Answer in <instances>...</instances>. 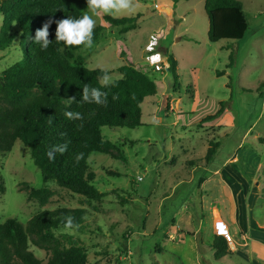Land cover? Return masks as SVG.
Here are the masks:
<instances>
[{
    "label": "rangeland",
    "instance_id": "obj_1",
    "mask_svg": "<svg viewBox=\"0 0 264 264\" xmlns=\"http://www.w3.org/2000/svg\"><path fill=\"white\" fill-rule=\"evenodd\" d=\"M236 1L242 4L248 31L240 41L217 43L207 37L204 0H139L135 14L122 16L93 15L87 6L83 15L92 16L104 33L91 48L71 52V62L110 71L113 81L121 78L119 67L132 66L154 81L157 94L141 104L140 127L101 128L113 147L107 154L93 153L88 158L92 185L103 193L100 200L86 199L48 181L52 197L40 205L28 197L44 183L27 149L16 141L9 153L0 154L4 186L0 223L15 218L26 224L44 210H84L79 227L58 228L55 235L64 247H82L87 264H196L188 261L193 260L194 250L201 255V264H245L235 256L215 260L209 251L191 247L188 237L181 240L178 251L162 238L173 229L171 217L177 211L198 210V183L187 182L186 165L205 162L209 143H218L209 162H241L244 171L255 173L264 193V0ZM136 15L140 16L136 28L125 34L104 19ZM2 23L0 15V30ZM11 33V47L0 52V73L22 59L21 48L29 43L15 23ZM169 55L177 62L176 86L168 70L154 71L155 64L167 62ZM176 100L175 111L168 113V104L173 106ZM220 106L231 124L225 117L200 124ZM157 117L162 118L160 123ZM173 159L174 166L169 163ZM178 181L183 183L172 193ZM262 208L264 197L257 204V210ZM29 250L43 263L49 258L48 252L31 242Z\"/></svg>",
    "mask_w": 264,
    "mask_h": 264
},
{
    "label": "trees",
    "instance_id": "obj_2",
    "mask_svg": "<svg viewBox=\"0 0 264 264\" xmlns=\"http://www.w3.org/2000/svg\"><path fill=\"white\" fill-rule=\"evenodd\" d=\"M87 6V0H0V15L3 16L0 52L11 47L13 23L22 36L29 39L28 46L21 44L22 59L0 73V154L9 153L16 141L27 149L44 183L39 189L31 190L28 197L40 205H46L52 197V191L46 185L48 181L86 199L100 200L103 193L92 185L93 174L88 172V158L93 153L107 154L113 147L103 138L101 128L140 127L141 104L157 94L154 81L132 66L119 67L117 72L121 78L104 87L100 77L107 70L88 69L81 63L71 62V52L84 45L67 46L58 42L55 21L69 17L80 19ZM204 11L210 43L240 41L245 37L248 23L240 2L204 0ZM139 17L105 16L104 19L119 28L120 34H125L136 28ZM49 19L53 21L48 37L51 43L46 50H41L34 42L35 32ZM103 33L104 27L95 25L93 44L101 40ZM167 62L176 86L177 62L171 55ZM85 85L105 92L107 105L83 102ZM66 112H79L83 119L69 120ZM222 113L223 107L220 106L215 114L205 117L200 124L211 122ZM64 143L68 144L67 150L63 154L55 153L54 159H50L48 153L52 147ZM217 147L218 143H209L205 162L212 159ZM78 154H83L79 161ZM2 191L4 186L0 178ZM84 216V210L57 208L34 215L26 224L15 218L6 219L0 223V264H87L86 251L82 247H64L55 235L58 228H66L68 217L73 219L72 228H76L83 223ZM29 242L49 253L46 263L29 250ZM211 250L215 260L230 254L221 236H215Z\"/></svg>",
    "mask_w": 264,
    "mask_h": 264
},
{
    "label": "crops",
    "instance_id": "obj_3",
    "mask_svg": "<svg viewBox=\"0 0 264 264\" xmlns=\"http://www.w3.org/2000/svg\"><path fill=\"white\" fill-rule=\"evenodd\" d=\"M168 104V113L175 111L178 100ZM225 117L223 112L215 120ZM160 123L162 118L157 117ZM217 122V124H218ZM222 124V123H221ZM218 124L217 126H221ZM235 161V159H233ZM175 165L174 159L169 162ZM241 162H188L186 165V179L188 183H198L199 191L198 210L194 208L177 211L172 215V230H166L162 238L174 244L178 251L181 240L188 237L194 249L199 247L206 253L212 254V242L215 236L226 232L232 239L228 244L229 255L245 264H264V208L257 210V204L263 199L264 193L260 189V181L254 172L242 169ZM183 181H178L173 189L177 190ZM253 185V187H252ZM221 224V229L218 228ZM126 247V246H125ZM231 248V249H230ZM127 257L131 255L126 247ZM192 263L201 264L197 250H194ZM179 260V259H178Z\"/></svg>",
    "mask_w": 264,
    "mask_h": 264
},
{
    "label": "clouds",
    "instance_id": "obj_4",
    "mask_svg": "<svg viewBox=\"0 0 264 264\" xmlns=\"http://www.w3.org/2000/svg\"><path fill=\"white\" fill-rule=\"evenodd\" d=\"M87 5L93 15L103 13L112 16L133 15L140 7L139 0H87ZM52 23L53 21L49 19L43 24L42 28L37 29L35 32L34 42L40 45L41 50H46L51 43L48 37L49 27ZM55 23L57 25L55 36L58 42H64L67 46L84 45L87 48L93 46V30L96 21L88 13H85L80 19L69 17L55 21ZM100 80L104 87L114 83L112 76L107 71L100 77ZM82 101L106 106L107 94L98 88H89L85 85L82 92ZM65 116L69 120L83 119L82 114L79 112H66ZM49 123H51V120ZM67 147V143L53 146L48 153L49 158L54 159V155L57 152L63 154ZM82 155H77V161L82 158ZM73 226V219L68 217L65 227L71 229Z\"/></svg>",
    "mask_w": 264,
    "mask_h": 264
},
{
    "label": "built area",
    "instance_id": "obj_5",
    "mask_svg": "<svg viewBox=\"0 0 264 264\" xmlns=\"http://www.w3.org/2000/svg\"><path fill=\"white\" fill-rule=\"evenodd\" d=\"M164 60L162 59L161 63H156L154 66V70L157 72H163L164 70H168L169 68V64L168 62H163ZM138 181L141 180V178L137 179ZM222 237L224 238V240L226 241V243H228L229 245L232 244V239L230 237V235L226 232L222 233Z\"/></svg>",
    "mask_w": 264,
    "mask_h": 264
}]
</instances>
